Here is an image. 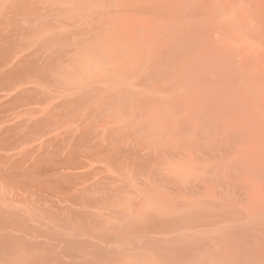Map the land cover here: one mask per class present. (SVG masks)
<instances>
[{"label": "bare ground", "instance_id": "obj_1", "mask_svg": "<svg viewBox=\"0 0 264 264\" xmlns=\"http://www.w3.org/2000/svg\"><path fill=\"white\" fill-rule=\"evenodd\" d=\"M0 264H264V0H0Z\"/></svg>", "mask_w": 264, "mask_h": 264}]
</instances>
